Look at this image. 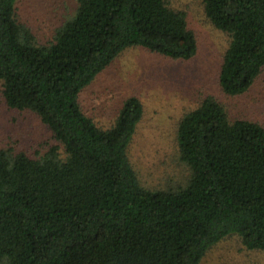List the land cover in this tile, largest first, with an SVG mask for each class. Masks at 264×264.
Here are the masks:
<instances>
[{
	"label": "trees",
	"instance_id": "1",
	"mask_svg": "<svg viewBox=\"0 0 264 264\" xmlns=\"http://www.w3.org/2000/svg\"><path fill=\"white\" fill-rule=\"evenodd\" d=\"M0 0V84L10 109L30 111L57 145L38 158L0 148V264H199L230 235L264 251V127L230 121L206 97L179 121L190 178L142 188L127 149L142 117L134 96L101 129L78 95L124 50L172 59L196 54L185 14L166 0H76L72 18L38 45ZM229 36L218 82L241 95L264 68V0H203Z\"/></svg>",
	"mask_w": 264,
	"mask_h": 264
},
{
	"label": "rangeland",
	"instance_id": "2",
	"mask_svg": "<svg viewBox=\"0 0 264 264\" xmlns=\"http://www.w3.org/2000/svg\"><path fill=\"white\" fill-rule=\"evenodd\" d=\"M166 1L185 14L196 38L194 57L179 60L141 47L127 48L78 95L83 113L101 129L114 125L125 99L134 96L141 102L142 117L127 155L140 186L149 191L177 190L187 184L191 173L180 159L177 128L206 97L220 103L230 121L264 127V68L246 92L225 94L218 75L229 36L206 17L203 0ZM76 8V0H18L15 12L35 43L45 45ZM52 145L57 142L34 113L7 106L0 84V148L38 158ZM199 264H264V251L248 250L239 236L230 235L212 246Z\"/></svg>",
	"mask_w": 264,
	"mask_h": 264
}]
</instances>
